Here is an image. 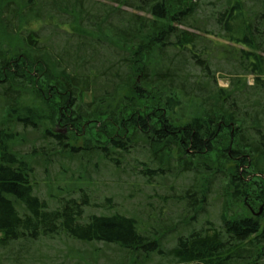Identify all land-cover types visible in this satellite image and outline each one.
I'll return each mask as SVG.
<instances>
[{"label":"trees","instance_id":"1","mask_svg":"<svg viewBox=\"0 0 264 264\" xmlns=\"http://www.w3.org/2000/svg\"><path fill=\"white\" fill-rule=\"evenodd\" d=\"M102 1L0 0V252L65 239L121 264H258L264 224L245 201L252 174L264 202V0ZM214 62L233 72L226 88ZM56 166L68 186L51 206L36 169ZM104 171L144 188L172 178L160 205L196 214L218 195L222 224L164 249L181 222L96 202Z\"/></svg>","mask_w":264,"mask_h":264},{"label":"rangeland","instance_id":"2","mask_svg":"<svg viewBox=\"0 0 264 264\" xmlns=\"http://www.w3.org/2000/svg\"><path fill=\"white\" fill-rule=\"evenodd\" d=\"M88 1H99L104 3L102 0ZM65 28L70 31L69 27ZM49 30L50 29L48 27L45 28V33L49 32ZM212 69L216 71V79L219 87L226 88L227 80L230 78V74L233 73L230 67L222 62H214L212 63ZM248 83H251L250 78L248 79ZM26 151L27 148L23 149V152ZM222 162L223 161L219 164L221 165ZM42 167L36 169V182H38L37 193L41 199L46 200L51 206H53L54 204L51 203V199L49 197L50 195L55 194V187L59 186L63 188L68 185L62 177H57L58 183L55 182V177L58 174L57 166L51 167L49 169V173L47 174L44 173ZM129 175H131V172L124 176H120L117 179L116 177L109 175L106 171L99 174L97 177L99 189L97 191L98 193L96 192L98 195H95V200L99 203L102 201V198L111 197L116 209L121 212H125V214L136 217V219L139 220V223L144 226H146L147 218L153 217L150 215H154L153 212L149 211V209H157L158 211L161 210L164 214L162 215V222H160V218H153L148 220V226H154L155 228L163 226L166 228L171 226L173 227L175 222H181L176 231L174 229L170 235L166 236L164 241H161L162 248L168 249L173 247L176 237L175 235L180 233L181 235H186L192 230L209 228L207 227L206 222L220 228V225L222 224L220 221L222 219V215H220L222 212V204L218 200V195H210V198L206 201V205L203 206V210L200 213L196 214L192 211L187 212L184 211V204L175 203V205H172L173 203L169 200L166 201V204H162V206L160 205L161 203L158 197H162L166 191H168V186L175 184V181H173L172 178L161 181V183L156 187L144 188V183L135 184L133 182V178H127ZM65 178L68 179V177ZM190 181V177H185L183 180L181 179L180 182L184 184V186H189ZM252 181L258 182V176L251 174L246 180L250 189L248 193L250 199H247L245 202L247 204L249 214L252 217L260 219L261 223L264 224V202L259 203V201H255L258 193L261 191L263 192V188L262 186L260 188L253 186L250 183ZM171 182H173V184H171ZM130 185L137 186L138 188H133ZM179 187H181L179 183L174 185L175 189L178 188L179 190ZM141 188H143L142 191ZM173 193H175V191ZM146 205H148V207ZM193 215H196L194 222L189 220ZM154 221L157 222V224L153 223ZM182 222H188V226L184 227ZM189 223L193 224L190 225ZM144 231H146V229ZM97 248L100 253L99 257L96 253H92L93 248L87 245L67 241L65 239L42 240L36 244H32V246L14 247L12 248V251L6 250L0 252V264H121L120 262L123 257V253L118 251V249L101 245H98ZM257 252L259 253V251ZM153 259L154 263L157 262L156 264H162L161 262H158L156 257ZM133 264H141V262L138 261ZM149 264H151V262ZM258 264H264V256L259 260Z\"/></svg>","mask_w":264,"mask_h":264}]
</instances>
